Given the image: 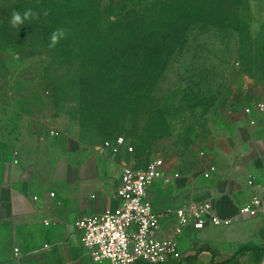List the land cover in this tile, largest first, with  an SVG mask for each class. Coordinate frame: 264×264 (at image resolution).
Instances as JSON below:
<instances>
[{
    "label": "rangeland",
    "instance_id": "obj_1",
    "mask_svg": "<svg viewBox=\"0 0 264 264\" xmlns=\"http://www.w3.org/2000/svg\"><path fill=\"white\" fill-rule=\"evenodd\" d=\"M169 1L100 0L97 13L110 43L127 48L152 30L159 22L157 9ZM181 2L177 23L184 20ZM50 4L60 15V0H0V132L5 136L18 141L67 131L102 141L124 136L141 165L163 158L193 179L209 144L232 133L231 119L240 120L253 99L264 95V0H249L239 29L203 21L191 25L143 103L142 94L129 90L134 76L108 77L104 71L128 62H84L83 49L76 62H59L58 44L48 49L41 36ZM27 9L39 17L13 28L11 13ZM226 10L217 14L232 16ZM117 22L126 26L119 29ZM86 64L96 69L91 93L81 91L79 83Z\"/></svg>",
    "mask_w": 264,
    "mask_h": 264
},
{
    "label": "crops",
    "instance_id": "obj_2",
    "mask_svg": "<svg viewBox=\"0 0 264 264\" xmlns=\"http://www.w3.org/2000/svg\"><path fill=\"white\" fill-rule=\"evenodd\" d=\"M252 119L253 125L244 114L231 119L232 133L209 144L197 177L166 162L168 173L181 177L150 188L154 209L163 215V236L173 228L174 211L191 199L210 200L221 216L233 219L226 228H187L179 238L181 259L168 264L264 261V217L238 214L251 197L249 179L264 195V113ZM103 141L72 131L18 141L0 132V264H95L81 244L76 219L116 208L123 167H144L125 151H101Z\"/></svg>",
    "mask_w": 264,
    "mask_h": 264
},
{
    "label": "built area",
    "instance_id": "obj_3",
    "mask_svg": "<svg viewBox=\"0 0 264 264\" xmlns=\"http://www.w3.org/2000/svg\"><path fill=\"white\" fill-rule=\"evenodd\" d=\"M256 112L264 113V95L243 111L251 118L252 125L255 124L252 116ZM101 151L111 154L125 151L133 155L134 147L124 136H116L105 139ZM180 177L178 172L168 173L163 158H156L142 168L123 167L115 192L117 207L81 216L75 221L81 244L95 264H134L137 261L168 264L181 259L179 238L187 228L201 231L209 226L226 228L233 224L232 218L217 212L212 201L191 199L174 211L171 232L167 236L161 235L163 215L154 209L149 190L160 180L168 185ZM248 186L252 188L251 197L239 207L238 214L264 217V195L254 178L248 180Z\"/></svg>",
    "mask_w": 264,
    "mask_h": 264
},
{
    "label": "trees",
    "instance_id": "obj_4",
    "mask_svg": "<svg viewBox=\"0 0 264 264\" xmlns=\"http://www.w3.org/2000/svg\"><path fill=\"white\" fill-rule=\"evenodd\" d=\"M60 1V15L54 14L55 5H49V14L44 21L41 33L43 41L48 45L54 30L58 28L68 30L66 38L62 39L56 47L58 48L56 51H60L59 62H76L78 49L85 51L84 62H128L104 71L108 77L110 75L114 77L121 72L134 76V84L130 85L129 90L133 92L134 89L139 92L138 95L142 94V103L149 101L151 92L167 69L174 52L182 44L183 37L191 25L203 21L211 26L239 29L246 17L245 14L249 11V0H182L185 7L181 14V21L184 20L177 23L175 20L178 19L174 17L175 13L179 12L177 5L182 2L171 0L157 9L159 22L151 26L152 30L140 36L126 48L111 44L106 36L97 13L100 0ZM222 9H227L226 11L232 16L220 17L217 11ZM116 24L120 26L119 29L126 26L122 22ZM156 49L160 53L153 55ZM86 68L82 69L79 83L84 85L81 91L91 93L92 87L97 85L90 79L93 73H96V69L92 64H86Z\"/></svg>",
    "mask_w": 264,
    "mask_h": 264
},
{
    "label": "clouds",
    "instance_id": "obj_5",
    "mask_svg": "<svg viewBox=\"0 0 264 264\" xmlns=\"http://www.w3.org/2000/svg\"><path fill=\"white\" fill-rule=\"evenodd\" d=\"M43 14L47 16L49 14L48 10H44ZM33 17L38 18L39 14L34 13L32 9H27L23 13H21L20 11H13L11 13L10 25L13 28H18L24 25L25 21L31 20ZM67 33L68 30L65 28H58L54 30L50 36L48 47L50 49H54L62 39L66 38Z\"/></svg>",
    "mask_w": 264,
    "mask_h": 264
}]
</instances>
